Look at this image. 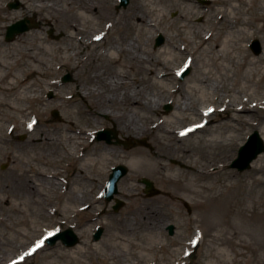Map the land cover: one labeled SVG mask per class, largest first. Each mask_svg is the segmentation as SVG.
Here are the masks:
<instances>
[{"label":"rangeland","instance_id":"obj_1","mask_svg":"<svg viewBox=\"0 0 264 264\" xmlns=\"http://www.w3.org/2000/svg\"><path fill=\"white\" fill-rule=\"evenodd\" d=\"M139 1L130 0L127 7L120 8V0H94L97 7L99 3L108 4L107 11H111L113 18H103L102 14L97 12L84 20L77 16L79 12L75 7L68 5V0L58 3L55 0L2 1L5 13L11 14L14 18L0 29V42L14 43L20 36L31 32L32 49L36 43L33 39L34 34H39L44 42L52 45L53 52L44 58L46 65L43 75L38 77L37 82L36 79L31 80L37 94L40 95V100L28 105L30 112L27 124L23 123L24 126L12 131L3 116L6 109L0 104V180L5 177L8 180L7 175L13 170L19 172L28 169L31 171V186L34 190L40 184L46 187L49 178L43 177L45 179L43 181L37 172L45 170L46 174L55 175L50 178L55 179L59 187L58 192L49 193L48 198L41 200L38 197L40 200H36L43 203L44 212L37 204L30 203L26 197L21 198L20 204L23 207L40 212L39 215L35 214L31 217L15 215V212H6V205H0V218L6 220L9 226V230L0 227L2 235L0 264H9L11 262L7 260L15 257L17 263L14 264H264V165L259 170L253 167L254 162L264 153L252 163L250 170L239 172L231 168L234 160L238 158L241 147L254 132L258 131L264 141V114L261 111L249 117L241 113V116L247 117L251 124L245 125L246 118H240L237 132L234 131L233 134L235 157L234 160L227 162L226 167H210L214 163L213 153L205 152L206 157H204L195 150L199 144V134L193 138L181 136L183 139L181 144L165 141L168 149L155 153L156 157L152 156L151 167H135L132 165V160L135 158L133 154L142 148L146 141L122 132L121 121L118 120L117 115L119 110L115 105H105L98 96L92 97V100L87 97L92 105L85 104L78 93L81 88H84V92L91 89V83L93 87L97 86L90 80L93 70L78 64L80 57L82 56L85 61L94 52L105 54L110 45L119 38L122 39L124 32L128 31L116 28L115 33L112 34L110 28L114 25L113 19L122 21L118 15L126 14L127 8ZM111 2H113L112 6ZM194 2L197 10L191 26L193 30L208 31L213 35L226 31L221 25H217L219 13L225 10V6L222 5L223 0H194ZM11 3H20V7L10 8ZM36 3L41 5V9H38L39 13L34 11ZM49 3H57L59 7L57 6L56 11H53L52 8L47 7ZM142 4L156 6L154 0H143ZM178 5L165 0L159 4V8L173 21L181 13V5ZM262 6L264 0L257 1L260 14L264 12L260 9ZM26 18L37 22L38 27L7 41V28ZM244 19L249 21L248 16ZM68 21L81 26L80 35H72ZM136 22L138 21L130 22V33L128 32L127 37L133 43V47L141 51L144 57L151 54L155 58L161 57L164 64L168 62V66L165 65L166 67H160L157 72L155 71L156 75L146 73L143 75L144 78L150 77L153 81L145 87L148 98L156 96L163 99L165 95L161 88L177 87L182 90L183 97L186 96L194 104L203 100L205 105L220 107L227 105L229 100H245L251 97L259 99L264 95V84L258 85L263 77L264 63L256 66L248 65L242 67L240 71L228 62H224L225 69L219 71L212 67L209 74L205 73L204 76L208 77V82L218 87V92L206 87L205 92L201 88L203 86L196 87L194 82L197 78L204 77L200 74L205 71L201 58L206 55L209 46L199 45L196 39L190 38L189 31L187 33L189 41L182 42L179 38H175L174 49L168 40L176 35V30L170 28L169 24L158 21L159 31L153 32L145 26H137ZM253 27V25L248 26L246 30L244 27L240 28L242 31L240 37L243 39L240 46L250 59L257 60L264 52V36L261 33L247 36L243 32V30L253 32ZM159 35L163 36L165 42L162 46L156 47ZM70 36L74 39H70ZM254 40L260 41L262 45V53L259 55L251 49ZM165 47H168L171 56L160 55ZM73 48L76 49L74 53ZM35 53L40 54L38 51ZM242 57L240 55L239 59L241 60ZM68 61L69 64H66ZM188 62H191L190 73L185 79H181L180 72L187 67ZM66 75H71L70 82H63ZM115 97V93H110L113 102ZM166 105L172 107L169 112L165 110ZM174 105L175 103L171 102L164 104L161 113L153 114V119L174 116L169 118L168 126L175 130L185 129L191 123L198 121V116L190 112L177 113ZM103 106L111 109L108 114L99 116L96 110ZM54 110L59 111L61 119L52 115ZM135 113L141 124L148 126L147 120L152 114L144 110ZM229 114L222 111L216 113L214 118L218 122ZM67 127H70L68 128L70 131L66 132L64 129ZM113 127L117 128L121 140L124 138V141L131 142L130 147L93 140L94 131ZM71 130L77 131L75 145L80 159L84 152L99 158L97 165L101 167L87 170L92 183L84 173L82 180L74 179L75 174H82V167L80 162L73 163V158L67 154L69 148L61 146L55 152L47 149L48 145L44 138L49 134L60 137L61 141L66 143L68 138L65 140V135L70 134ZM30 148L29 160L25 151ZM178 148L188 153L176 152ZM191 150L197 153H189ZM41 157L46 158L48 162ZM226 157L227 154L225 160ZM18 158H24V161L21 162ZM52 161L56 162V167H52ZM156 161L166 167L156 166ZM180 163L185 166L196 164L199 167H182ZM3 165H6V169H2ZM119 165L128 167L129 173L119 182V194L116 196L125 204L119 211H115V202L108 203L100 196L112 169ZM89 169L92 170L89 172ZM175 177L182 183H193L198 193L181 190L178 185L171 182ZM142 178L151 180L159 189V193L148 197L144 185L140 183ZM69 188L83 196V199L73 200L68 192ZM229 188L231 193L217 207L213 201L206 200L213 193L219 194ZM4 199L8 200L6 197ZM13 199H16L15 195L9 198V202ZM73 201L74 206L71 205ZM53 210L58 213L54 215ZM65 210H69L70 213H63ZM227 216L230 217L231 225H221L222 219ZM171 225L175 227L173 236L168 231ZM98 228L103 229V234L101 239L95 242L93 236ZM68 229H72L79 237V244L66 247L61 241L54 246L43 243V238L47 234ZM129 230L136 232L139 241L132 243L134 239L129 235ZM197 232L201 233L199 236L202 235L199 242H196Z\"/></svg>","mask_w":264,"mask_h":264},{"label":"bare ground","instance_id":"obj_2","mask_svg":"<svg viewBox=\"0 0 264 264\" xmlns=\"http://www.w3.org/2000/svg\"><path fill=\"white\" fill-rule=\"evenodd\" d=\"M2 1L3 0H0V29L4 28L5 25L14 18L11 14L5 13ZM55 1L58 3V1L61 2L62 0ZM142 1L143 0H140L138 3L135 2V4L130 5L129 8H127L128 11L126 14L118 15V18L122 21L116 20L115 18L113 19L114 25L110 28L112 34L115 33L116 28H122L129 32L131 27L129 26L130 22L136 20L140 22H136L137 26H145L149 31L158 32V21L164 22L165 24H169L170 28L176 30V35L170 37L168 40L171 46L175 49V38H179L182 42L187 41L189 39L187 33L190 31L191 39H196L201 46H209L208 52H206V55L201 58L205 68L204 72H200L202 77L205 73L209 74V70L212 67L217 68L218 71L219 69H225L224 62H228L232 67H236V70L238 71H240L242 67L248 65L256 66L264 63V52L257 58V60H252L246 51L240 46L243 41L240 37V33L242 32L240 31V28L242 27L246 30L248 29V26H254L253 32L243 30L244 34L247 36H251L254 33H261L264 36V12L260 14L258 11L259 7L257 8V1L259 2V0H223L222 5L225 6V10H222L223 13L222 11L219 13V22L217 25H221L226 31L223 33H216L215 35L208 31L200 32L199 30H193L191 28L197 10L194 0H168L172 4L181 5L180 16L173 21L170 20L167 14L159 8V4L163 3L165 0H154L156 6L142 4ZM57 3H49L47 7L56 11L59 7ZM68 3L70 7H75L79 12L77 16L83 20L89 17V15L97 12L101 13L103 18H113L111 11H107V6L109 7V5L105 2L104 5L99 3V7H97L94 0H68ZM38 4L39 3H36V7H34L36 13H39L38 9H41V5ZM112 5L113 2H111V6ZM260 9L264 10V6ZM245 16H248L249 21L244 19ZM68 22V26L72 29V35H80L82 29L81 26L74 25L72 21ZM155 22L156 24H154ZM128 32H124L122 39L119 38L114 44L110 45V48L106 50L105 54H102L99 51L98 53L94 52L91 56L89 55L88 59L85 61L82 56L80 57L78 64H82L93 70L90 75V80L97 85L96 87H93V84L91 83V89H88L85 92L84 88L78 90V93L84 100L85 104L92 105V102L88 100L87 97L92 100V97L98 96L105 102V105H115L116 109L119 110L117 115L118 120L121 121L120 128L122 132L127 135L131 134L132 136H135L136 139H144L146 141L144 146L139 148V150L133 154L135 158L132 160V165L135 167H151L150 162L153 161L152 156H155V153L157 152H163L168 149L165 141H172L176 144H181V141H183L181 136H184L183 133L185 132L187 133L186 136H191V138L198 136L197 134L200 135L198 137L199 144L195 148L198 153H202L204 157H206L205 152L210 151L213 153L214 163L211 164L210 167H226L227 162L234 160L233 158L235 157V136L233 134L234 131L237 132L240 118H246L245 125H249L251 124V121L248 120L247 117L259 111L264 114V95L259 99L251 97L245 100H229L227 105H222L220 107L205 105L203 100L194 104L192 101L188 100L186 96L183 97L182 90L177 87L167 89L161 88L165 95L163 99L156 98V96H150V98H148L149 95L145 92V87L146 85H150L153 81L150 77L144 78L143 75H156L157 69L168 66V62L166 61L167 63L164 64V62L161 61V57L157 56L155 58V56L152 57L151 54H149L148 57H144L141 51L134 48L133 43L127 38L130 33ZM34 35L33 39L36 43L33 45V49L31 48V32L20 36L14 43L6 44L0 42V104L4 105L6 109L3 112V116L12 131L27 124L30 112L28 105L31 103H37L40 100V95L37 94L36 87L32 85L31 80L36 79L37 82L38 77L43 75L46 65L44 58L53 52L50 43L44 42L39 37V34ZM71 37L72 36H70V39H74ZM35 51H38L40 54L35 53ZM72 51L74 53V51L76 52V49L73 48ZM169 51L168 47H165L160 55L162 56L165 54L171 56ZM240 55L243 56L241 60L239 59ZM66 64H69V61ZM187 64L190 66L191 62H188ZM129 74L130 76L128 77ZM262 75L263 77L260 79L258 85L261 83L264 84V73ZM194 84L196 87L199 85L203 86L204 88H201L205 92V87L212 91L218 90V87L213 85L214 83L212 84V82H208L207 76L197 78ZM110 93L116 94L114 102L110 98ZM66 98L70 99L69 97ZM169 102L173 104L175 103L174 106L175 109H177V113H180L181 111L190 112L193 115L198 116V121L193 124L191 123V125H188L185 129L175 130L171 126H168L170 123L169 118H173L174 116H167L165 118L154 120L153 114L160 112L163 105ZM127 106L129 107L126 108ZM109 109L111 108L103 106L96 110V113L99 116H102V114H108ZM143 110L152 114L151 118L147 120L149 124L146 127L141 124L140 119L135 115V111ZM222 111L228 114L231 112V114L225 119L217 122L214 115L216 113H221ZM241 113H245L247 117H242ZM68 128L70 127H67L64 130L66 132L70 131ZM76 132L77 131L71 130L70 134L65 135V140L68 138L66 143L62 142L60 137L51 134L44 138V141L48 145V148L46 147L48 151L52 149V152H55L57 151V148H60L61 146L69 148L67 154L69 157L73 158V163L76 164L80 162L81 164L82 174L79 173L74 176L76 181H80L83 178V173L85 177H88V168L101 166L97 165L99 162L97 156L84 152L80 159L79 154L77 155L75 145ZM82 142L83 141L81 140L80 143ZM86 142L87 141L84 139V143ZM70 144L73 146H69ZM103 147L106 148V146ZM169 150H171V148ZM195 150H191L189 153L196 152ZM176 152L188 153V151H184L182 148H178ZM227 152H230V154L228 155ZM25 154L28 155L30 160L31 148L30 150L28 149L25 151ZM225 154H227L226 160L224 159ZM41 158L47 161L46 158ZM170 158H173V156H170ZM18 160L23 162L24 158H18ZM41 163L44 164L43 162ZM158 163V161L155 162L156 166L159 165ZM51 165L52 167H56V162L52 161ZM180 165H182V167H199L196 164L185 166L180 163ZM263 165L264 155L254 162L253 167H255L256 170H259ZM159 167L166 166L159 165ZM92 169H89V172ZM37 172L40 177L49 178L46 187L40 184L38 185V188H34L33 190L31 186V171L28 169L19 172L18 170H13L7 175L8 180H6V177L3 180H0V196L2 197L0 198V205H6V212H15V215L21 214L26 217L41 214L37 211H31L30 208L23 207L20 204V201L24 197H26L30 203L37 204L42 212L45 211L43 203L36 200H40L38 197L41 198V200H44L46 197H49V193L52 194L55 191L58 192L57 189L59 184H57L55 179L50 178L55 175H48L45 173V170ZM87 179L92 183L91 177H88ZM173 179L174 178L171 179V182L178 185L181 190L198 193L193 183H182L176 177L175 180ZM43 181H45L44 178ZM68 192H70L73 200L83 199V196L77 194L72 188H69ZM230 193L231 189L229 188L225 192L219 194L213 193V195L207 197L206 200L213 201L217 207L219 204L223 203L222 200H226L225 197H228ZM12 195H15L16 199L10 200L9 202V198ZM4 197L8 200L4 199ZM35 197L37 198L34 199ZM74 204L73 201L71 205L74 206ZM52 213L56 215L58 212L53 210ZM63 213H70V211L65 210ZM75 213L77 212L75 211ZM206 214L208 215V210ZM229 219V216L223 218L221 225L230 226L231 222ZM7 223L6 220L0 218V227L4 230H9ZM128 233L134 239L132 243L139 241L136 232L134 233V231L129 230ZM196 234V242L201 241L202 235L199 236L201 233L197 232ZM0 236L2 235L0 234ZM15 258L7 260V262H12L13 264L17 263Z\"/></svg>","mask_w":264,"mask_h":264},{"label":"water","instance_id":"obj_3","mask_svg":"<svg viewBox=\"0 0 264 264\" xmlns=\"http://www.w3.org/2000/svg\"><path fill=\"white\" fill-rule=\"evenodd\" d=\"M129 0H121V7H127L129 4ZM12 8H18L19 5H15L14 3L10 5ZM30 24V25H29ZM38 24L30 23L27 19L19 21L17 24L11 26L8 28V35H7V40H12L15 39V37L19 34H22L23 32H27L30 29H33L37 27ZM164 43V38L160 36L157 39L156 46L159 47ZM251 48L253 52L256 55L261 54L262 52V46L261 43L258 40L253 41ZM189 73V70L183 72L181 74V78H185ZM68 77L64 79V81L69 80ZM166 109L169 111L170 107H166ZM55 116L58 117V113H54ZM110 132H104L100 137V140L103 138H107L109 141L111 140L109 136ZM114 137L117 139V133H114ZM264 152V142L259 134V132H255L250 138L248 143L241 148L239 152V157L237 160L234 161L233 167L231 168H236L240 172H244L246 170H249L251 168L252 162L261 154ZM128 172V169L125 166H119L113 170V174L111 175L110 182L108 184V189L105 192L107 196L108 201H112L114 194H117V183L119 180L124 177ZM144 184L147 185L148 189L151 190L153 187V183L144 180ZM123 203L121 201H118L117 206L115 207L116 210H119ZM173 229L174 227L171 226V234H173ZM103 229L101 228L95 235V240H98L101 235H102ZM59 240H61L66 246L71 247L75 246L76 244L79 243V238L78 236L72 231V230H67L65 232L59 233L55 235L54 237H49L47 239V243L49 245L54 246Z\"/></svg>","mask_w":264,"mask_h":264}]
</instances>
